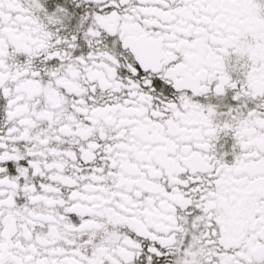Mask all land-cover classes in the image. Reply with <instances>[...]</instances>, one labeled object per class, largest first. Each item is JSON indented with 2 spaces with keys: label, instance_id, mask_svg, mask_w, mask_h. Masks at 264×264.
<instances>
[{
  "label": "snow or ice",
  "instance_id": "1",
  "mask_svg": "<svg viewBox=\"0 0 264 264\" xmlns=\"http://www.w3.org/2000/svg\"><path fill=\"white\" fill-rule=\"evenodd\" d=\"M0 264H264V0H0Z\"/></svg>",
  "mask_w": 264,
  "mask_h": 264
}]
</instances>
